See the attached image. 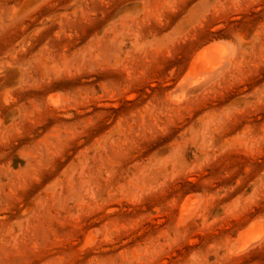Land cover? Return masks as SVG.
Returning <instances> with one entry per match:
<instances>
[{
	"label": "rangeland",
	"instance_id": "374dc122",
	"mask_svg": "<svg viewBox=\"0 0 264 264\" xmlns=\"http://www.w3.org/2000/svg\"><path fill=\"white\" fill-rule=\"evenodd\" d=\"M0 264H264V0H0Z\"/></svg>",
	"mask_w": 264,
	"mask_h": 264
},
{
	"label": "bare ground",
	"instance_id": "6f19581e",
	"mask_svg": "<svg viewBox=\"0 0 264 264\" xmlns=\"http://www.w3.org/2000/svg\"><path fill=\"white\" fill-rule=\"evenodd\" d=\"M218 48H219V45H217V44L208 45V46L204 47L202 50H200L197 54H195L194 60L192 62V66L190 68L191 73L202 72L206 77L207 75H209L213 71L219 69L223 65V63H225V62H224V54ZM219 71L220 70H218L217 72H219ZM189 76H187V77L189 78ZM187 77H185V78H187ZM194 78L196 79L197 77L195 76ZM253 226H254V222H253V225L251 227H253ZM252 229H254V228H252ZM256 231H258V230L256 229ZM261 232H252L251 231V232L245 233L242 237L240 235L239 236L240 240L238 241L236 249L237 250H243V249L247 248L253 242L256 243L257 240L261 239L260 238Z\"/></svg>",
	"mask_w": 264,
	"mask_h": 264
}]
</instances>
